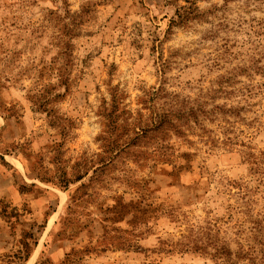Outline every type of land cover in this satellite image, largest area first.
<instances>
[{"label":"rangeland","instance_id":"obj_1","mask_svg":"<svg viewBox=\"0 0 264 264\" xmlns=\"http://www.w3.org/2000/svg\"><path fill=\"white\" fill-rule=\"evenodd\" d=\"M0 264H264V0H0Z\"/></svg>","mask_w":264,"mask_h":264}]
</instances>
